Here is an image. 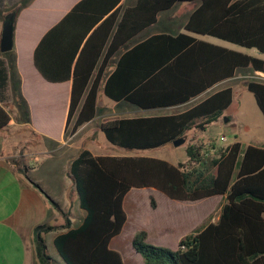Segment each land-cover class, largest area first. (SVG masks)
<instances>
[{"label": "trees", "instance_id": "obj_1", "mask_svg": "<svg viewBox=\"0 0 264 264\" xmlns=\"http://www.w3.org/2000/svg\"><path fill=\"white\" fill-rule=\"evenodd\" d=\"M122 1H81L35 50V67L46 81L72 82L66 132L73 120L72 134L95 120L103 84L105 96L115 103L157 110L190 103L233 78L238 69L264 73L263 59L192 35L264 54V0H138L125 10ZM195 2L200 6L188 21L187 32L155 35L125 49L155 26L161 13ZM121 51L109 73L111 61ZM8 81L7 62L0 55L1 99L7 97ZM247 89L264 116V83L251 81ZM15 92L24 103L20 91ZM232 103L233 90L225 89L179 114L117 119L101 129L114 147L154 150L186 140L194 127H209ZM11 121L0 104V130ZM210 145L189 143L187 162L177 165L150 157L95 156L82 151L72 162L71 177L86 218L78 228L67 224L66 232L56 237L54 247L60 259L65 264H124L123 256L110 247L128 220L124 200L133 189H155L176 201L222 196L226 203L218 222L210 217L184 237L177 250L150 245L147 232L137 233L132 247L145 264H264V148L244 150L240 142L226 148ZM151 206L156 209L154 198ZM57 229L50 224L35 229L38 264H56L46 235Z\"/></svg>", "mask_w": 264, "mask_h": 264}, {"label": "crops", "instance_id": "obj_2", "mask_svg": "<svg viewBox=\"0 0 264 264\" xmlns=\"http://www.w3.org/2000/svg\"><path fill=\"white\" fill-rule=\"evenodd\" d=\"M81 1L83 0H0V55L3 58L5 54L1 53V37L5 18L10 13L14 12L16 14L14 48L13 51L9 53L15 60L16 65L14 69L7 65L9 74L8 93L6 99L0 98V104L7 110L6 105L9 106L16 100L12 98V101H8L10 99H8V97L18 89L21 93L22 100L30 108L31 114L30 120L29 118L27 120V117L16 108L15 110L20 115L19 120H16L10 113L12 118L10 126L5 130H0V133L19 134L23 132L29 134L27 135L28 137H24L26 138L24 139L26 140V153L21 155L27 160V165L23 168L24 173L17 171L15 164L12 162V158L15 156H12V154H7L5 156L0 155V264H38L34 231L38 226L44 224H50L58 228L56 231L46 235L48 250L52 257V252L50 251L51 246L54 247L56 237L66 232L64 228L67 224L75 228L74 222L71 219L76 218L77 213L83 221L86 218V212L80 207L76 186L71 177V165L84 150H89L95 156L100 155L94 152L90 147H85L83 141H90L91 138L89 136L85 138L86 140H83L80 136L82 130L88 128L91 122L84 125L75 134H71L75 124V120H73L68 132H66L71 103L72 82L50 83L41 76L34 64L35 50L42 38ZM137 2L138 0H123L121 5L123 10H125L129 7L136 6ZM195 3L198 4L188 13L184 28L193 12L200 6V2ZM177 19L178 14L175 13L171 21ZM150 29L145 32L150 31ZM159 34L177 35L179 33L165 32L159 29L148 35L146 39ZM192 35L198 36L196 34ZM207 42L242 52L239 49L228 47L226 44L228 42L225 43V41H223L225 44H218L212 41ZM243 71H250L249 73L254 77L256 82L264 83V73L256 72L252 68L238 69L233 78L227 79L214 86L207 92L208 94L206 93L207 95L204 98L206 99L208 96L225 89L233 90L232 105L224 112L223 116L217 122H214L208 127V131L214 137L217 147L226 148L236 142H240L244 150L249 146L264 148V146L249 143L245 144L240 139V132L234 125L236 121L235 117L230 115V109L242 98L248 90V83L251 82V79H244V77L239 76ZM30 89L42 92L39 101L44 110L43 121H39L35 118L36 113L34 105L28 92ZM55 91H58L60 97L63 96V98H65V101L60 105L62 117L61 121L57 123V127L60 128V134L58 135L53 132V122L50 121V118L47 116V112L49 113V109L51 108L50 95L51 93L54 94ZM238 93L240 94L238 95ZM253 99L257 105L255 97ZM257 107L259 109L258 105ZM226 117H228L227 120L225 119ZM217 132L220 133L221 138L233 132H236L238 135H236V140L233 143L223 145L217 141ZM226 141L227 138L225 142ZM179 148L184 151H175L176 154L178 153L180 160L176 163L168 161L169 163L177 165L187 162V154L184 156V153H186V146H181ZM96 153L98 155H96ZM237 174L238 171L235 173V177ZM142 193L148 194L143 195ZM157 193L161 192L155 189H133L130 191L124 200V207L128 220L122 234L128 230L131 224H136V231L133 238L137 233L145 231L150 241L152 238L151 231H154L155 234L159 236L157 237L160 241L158 244L163 245L169 240L167 238L168 233H175L177 236L173 238V244H177L179 247V243L184 237L195 233L197 229L205 225L210 217L212 218V222H218L222 207L226 203L225 197L216 196L222 198V201L214 211L216 212L218 207L222 205L218 212L219 215L217 213L215 214V216L218 215L216 219L213 215L214 212L208 214L207 218L200 222L197 218L194 219L193 214L190 213L191 211H180L177 212L175 218H172V216L169 218L165 217L163 222L160 221L159 224L155 225L154 230H151L149 224H142L139 221V204L141 200L144 199L148 200L151 205V198H154L156 201V209L153 208L155 211L153 215H155L156 210L159 208L157 195L162 199V195ZM74 196H76V198ZM55 204H57L59 208H57ZM117 237L112 240L110 247L121 254L120 243L117 241L119 238ZM54 261L60 263L58 260L54 259Z\"/></svg>", "mask_w": 264, "mask_h": 264}, {"label": "rangeland", "instance_id": "obj_3", "mask_svg": "<svg viewBox=\"0 0 264 264\" xmlns=\"http://www.w3.org/2000/svg\"><path fill=\"white\" fill-rule=\"evenodd\" d=\"M198 3H180L178 4L173 10L163 12L159 16L158 23L153 26L150 31L142 33L140 36H138L135 40H133L125 49H129L132 46L136 45L137 43L143 41L147 38L148 35H150L152 32H155L159 29H162V31L165 32H173V33H184V23L187 19L188 13L196 7ZM177 13L178 19L171 21L172 16ZM7 17V16H6ZM199 39H203L206 41H212L218 44H225L223 41L217 40L212 37H203V36H197ZM228 47L230 48H236L241 50L244 53H247L249 55L263 58L264 55H262L260 52H258L256 49H246L242 48L236 45H232L229 43H226ZM123 51L119 52L114 59L111 61L109 66V73L113 70V68L116 66L120 56L122 55ZM4 59L7 61V65L10 68H15V60L12 58L11 54L7 53L4 56ZM14 63V64H13ZM250 71H243L239 74V76L244 77V79H251V81H255L254 77L251 76L249 73ZM29 95L31 96V101L34 105L35 109V118L39 121L44 120V110L42 108V104L39 101V98L41 97V91L30 89ZM208 94V93H207ZM203 95L190 103L175 107V108H167V109H157V110H142L132 104H129L127 102H120L115 103L108 99L104 94V84L101 86L98 96V103H99V110L98 115L95 118L93 122H91L88 126V128L82 130L80 133L81 138L83 140L89 136L91 139L90 141H83L85 147H90L94 152H97L100 155H114V156H130V157H150V158H156L161 159L169 162L176 163L179 159L178 153L176 154L175 151L179 150L178 152H184L183 149L179 148L181 146H187L189 143H198V144H205L206 147H210V144L216 143L214 137L212 134L208 131V127H194V129L187 133L186 135V142L182 144L179 147L174 146V144L167 145L165 147L154 149V150H148V151H129L120 149L117 147H114L111 145L104 133L102 132L101 126L102 124L110 121H114L117 119H125V118H142V117H154V116H165V115H175L182 113L196 104L200 103L205 96ZM240 93H238L239 95ZM239 97V96H238ZM10 98V99H9ZM12 98L16 99L14 100L9 106L6 105L7 110L16 120H19L20 115L15 110H20L25 117H27V120L29 118L30 120V108L26 105V103L20 102L19 95L17 92L10 94L8 97V101H12ZM254 96L247 90L245 94L242 96L239 101L236 102L230 109V115L234 116L236 121L234 123L237 130H239V137L245 144H254L258 146H264V116L261 113V111L258 109L255 101ZM51 100V108L49 109V113L47 112V116L50 118V121L53 122V132L58 135L60 134V128L57 127V123L61 121V112H60V105L65 101V98L63 96H59L58 91H55L54 94L51 93L50 95ZM53 105V107H52ZM13 106V107H12ZM226 120L228 117L225 118ZM200 124V122H198ZM197 126H200V125ZM72 134V133H71ZM23 132H20L19 134H12V133H0V155H7L12 154V156H15L12 158V162L15 164L17 171L24 173V166L27 165V160L23 158L21 155L26 153L27 148L26 146V138L28 137ZM70 135V134H69ZM217 141L220 144L223 145H229L233 143L236 140V132L229 133L226 136L227 141H222L221 135L219 132L216 133ZM86 140V139H85ZM217 144V143H216ZM20 151V152H19ZM96 153V155H98ZM184 156H186V153H184ZM59 163L58 161H56ZM143 195H147L148 193H142ZM162 195V199L157 195V200L159 203V208L156 210L155 215H153L154 209L151 207L150 202L148 200L142 199L139 204V221L143 224H149L151 230H154L155 225L159 224L160 221L163 222L165 217L169 218L172 216V218H175L177 216V212L180 211H191L190 213L193 214L194 219L204 220L207 218V215L210 213H213L219 203L222 201L221 197L216 198H210L204 201L200 202H178L173 201L166 197L162 193H157ZM76 198V196H74ZM225 200V199H224ZM220 205L217 209L215 214L219 212ZM219 215V214H218ZM217 215V216H218ZM215 216V219L216 217ZM74 222L75 228H78L82 223L83 219L79 217V214L77 213V217L71 219ZM136 231V224H131V226L128 228V230L122 234L121 236L117 237L119 238L117 241L120 243V252L123 255L125 264H145L142 257L138 255L133 247H132V240L133 235ZM151 240H147V243L150 245L158 246L167 248L170 250H177L178 245L173 244V238H175L177 235L175 233H168L167 238L168 244L160 245V241L157 239L159 237L155 234L154 231H151ZM175 240V239H174ZM52 257L55 260H58L60 263L56 262V264H65L63 261L60 260L56 250L54 247L51 246Z\"/></svg>", "mask_w": 264, "mask_h": 264}, {"label": "water", "instance_id": "obj_4", "mask_svg": "<svg viewBox=\"0 0 264 264\" xmlns=\"http://www.w3.org/2000/svg\"><path fill=\"white\" fill-rule=\"evenodd\" d=\"M15 13H10L5 18L2 37H1V53L7 54L13 51L14 48V33H15ZM186 142L185 139H179L173 144L176 147L181 146Z\"/></svg>", "mask_w": 264, "mask_h": 264}, {"label": "built area", "instance_id": "obj_5", "mask_svg": "<svg viewBox=\"0 0 264 264\" xmlns=\"http://www.w3.org/2000/svg\"><path fill=\"white\" fill-rule=\"evenodd\" d=\"M222 140L225 141V140H226V137L224 136V137L222 138ZM211 152H212V153H215V152H216V149H212Z\"/></svg>", "mask_w": 264, "mask_h": 264}]
</instances>
